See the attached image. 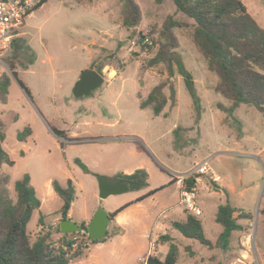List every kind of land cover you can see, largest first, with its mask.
Wrapping results in <instances>:
<instances>
[{"label": "rangeland", "instance_id": "obj_1", "mask_svg": "<svg viewBox=\"0 0 264 264\" xmlns=\"http://www.w3.org/2000/svg\"><path fill=\"white\" fill-rule=\"evenodd\" d=\"M134 1L142 13L134 38L131 30L120 26L121 0H44L24 19L22 34L0 56V76L5 74L10 82L14 80L8 67L9 63L14 64L17 78L27 91L13 82L7 102H0L5 133L1 146L14 162L11 167H0V172L9 176L8 193L14 197L13 183L27 174L39 197L48 179L65 186L72 176L68 170L72 167L78 187L71 206L72 221L78 224L86 208L97 205L109 210L103 201L95 200L89 180L77 176L82 166L105 178H109L108 171L113 168L120 172L145 169L150 189H163L146 200L144 207L150 213L163 207L169 209L158 216L154 222L157 228L152 229L148 240L140 230L132 233L134 245L122 257L111 258V264H144L151 255L162 259L167 245L160 244L158 238L164 234L179 247L177 264H264V223L257 215L264 193V156L257 159L240 151L242 148L246 151L243 153L253 154L264 146V118L247 105H240L231 114L219 108L229 107L230 102L213 90L216 77L206 69L191 40L193 21L178 12L171 1ZM240 2L257 25L264 28V0ZM168 16L185 24L173 31L177 52L192 75L199 98L198 116L175 70L169 79L175 90V104L168 102L157 117L149 108H139L140 99L151 88L168 81L162 65L147 66L156 48L142 43L144 37L153 40L151 31L161 28ZM131 41L136 42L134 47ZM88 69L102 75L103 83L89 96L74 98L72 87L80 73ZM164 93L169 95L167 87ZM26 127L31 130L30 138L18 142L16 134ZM57 131L64 132L69 140L57 137ZM205 160L221 187L216 193L213 185L208 190L202 184L198 186L196 202L202 215L197 218L206 238L214 244L221 230L214 223L218 200L225 204L228 198L231 206L252 216L243 221L245 231L233 232L227 253L185 239L171 227L172 222H182L186 216L175 176ZM120 198L112 196L107 200ZM61 205L62 200L54 195L32 213L27 224L31 239L35 237L39 214L45 215L44 222L49 224L56 218L52 212ZM132 215L142 219L143 214ZM113 226L110 221L107 231ZM49 231L55 233V229ZM59 237L60 233L52 238ZM67 239L91 244L84 233L69 234ZM101 246L94 244L92 248Z\"/></svg>", "mask_w": 264, "mask_h": 264}, {"label": "trees", "instance_id": "obj_2", "mask_svg": "<svg viewBox=\"0 0 264 264\" xmlns=\"http://www.w3.org/2000/svg\"><path fill=\"white\" fill-rule=\"evenodd\" d=\"M120 26L131 30L134 38L138 34L137 28L142 20V13L134 0H121ZM175 9L193 21L191 34L192 43L202 57L206 69L214 74L216 83L214 92L230 102L225 108L219 106L224 112L231 114L240 105L253 107L264 118V28L246 13L240 0H169ZM161 3L162 0H155ZM40 7V6H39ZM37 7L36 9H38ZM183 22L168 16L161 28L153 29L151 45L156 48L152 58L147 62L148 67L162 65L167 73L168 81L160 82L139 102L140 109L149 108L154 116H159L169 102L175 104V90L169 82L174 75V70L182 78L184 87L190 96L193 108L199 115V98L196 94L191 73L185 68L179 52L178 41L174 29L182 28ZM12 77L19 87L24 90V84L17 78L14 64H8ZM10 78L3 74L0 76V102L6 103ZM168 88L166 96L164 89ZM139 96V95H138ZM178 128L175 129L177 131ZM56 136L67 139L64 132H55ZM31 135L29 127L16 134L18 142H25ZM5 139L4 125L0 121V167H11L14 162L10 160L1 144ZM84 173H90L84 168ZM96 177V174H93ZM109 180L114 182H126L129 192H138L148 187V174L144 169H137L129 175L116 174ZM9 176L0 172V264H73L72 261L81 257L85 242L76 243L68 240L69 234H62L59 224L54 228L60 237L52 238V233L43 228V215L38 217V225L41 229L33 239L27 232V224L33 211L38 210L40 201L30 184V178L24 174L13 183L14 197L8 193L6 185ZM211 183H215L210 181ZM194 184L191 178L187 185ZM54 193L62 200V206L58 210L59 221L67 220V213L74 200V187L70 180L62 187L57 181L51 182ZM163 187L146 192L134 202H140ZM262 204L257 212L258 218L264 223V193ZM132 203L125 204L110 213V221L123 209ZM252 216L237 208L230 206L228 202L217 207L214 222L222 231L216 237L214 245L205 236L202 222L195 216L186 212L184 221L172 222L171 227L185 239L198 242L207 248L215 247L222 253L230 250V240L233 232H243L246 226L243 221H249ZM84 237L91 244L105 242L108 238L121 233L117 226L107 231L106 236L98 241L88 239L85 232V223L79 224ZM108 230V229H107ZM74 234V233H70ZM158 242L167 245V252L162 260L148 256L145 264H177L179 260V247L169 235L159 236ZM75 245L73 249L72 246Z\"/></svg>", "mask_w": 264, "mask_h": 264}, {"label": "crops", "instance_id": "obj_3", "mask_svg": "<svg viewBox=\"0 0 264 264\" xmlns=\"http://www.w3.org/2000/svg\"><path fill=\"white\" fill-rule=\"evenodd\" d=\"M22 34V31L19 33V35H21ZM18 35V36H19ZM17 37V36H16ZM15 37V38H16ZM14 38V39H15ZM13 39V40H14ZM13 40H11V42H10V45H9V48H8V50L11 48V46H12V42H13ZM7 50V51H8ZM5 53V52H4ZM112 74V73H111ZM13 82H15L16 84H17V82H16V80L14 79V80H11V82H10V85H9V87H8V91H9V89L11 88V85H13ZM18 85V84H17ZM18 87H19V85H18ZM20 88V87H19ZM21 89V88H20ZM22 90V89H21ZM6 102H7V100H6ZM155 117H157V116H155ZM263 125H264V123H263ZM70 135V137H74V136H76L75 134H69ZM31 136V135H30ZM30 136L27 138V139H29L30 138ZM26 139V140H27ZM233 150H237V149H233ZM238 150H240V149H238ZM241 154L242 155H247V156H250V157H254V158H257V159H259V157L260 156H264L262 153H264V146L262 147V148H258V149H256L255 151H253L254 153L253 154H245V153H243V152H246L245 151V149H242L241 148ZM205 161H207V160H205ZM67 166H68V164H67ZM84 168H86V167H84ZM84 168L83 169H81L79 172H77V173H79V174H77V176H81V177H83V178H85V179H88L89 180V185H90V189H91V191L93 192V196H94V198H95V200L97 199V200H99V201H103L106 205H108L109 206V210H107V211H105L107 214H110V213H112V212H114L116 209H118V208H120L121 206H123V205H125V204H128V203H132V202H134L138 197H140V196H142V195H144L146 192H148V191H150V190H153V189H150V187H149V182H148V187L146 188V189H144V190H142V191H138V192H128V193H134L135 195H133L132 197H128V196H126L127 195V193H125V194H122V195H117L118 197H122V198H120L119 200H116V201H112V200H107L108 198H106L105 200H100L99 198H98V190H97V183H96V180H95V177L93 176V174H96L95 173V171L93 170V169H91V168H87L88 169V171L90 172V173H84ZM69 173L72 175V176H70V177H68L67 178V180H70L71 182H72V185H73V187H74V191H75V193H76V190H77V179H76V175H75V169L74 168H72V167H69ZM135 170H137V169H132V170H130V171H123V172H120V171H117L116 169H110L109 171H108V173H109V178L108 179H110V178H112V177H114L116 174H119V173H121V174H125V175H129V174H131L133 171H135ZM145 170V169H144ZM146 171V170H145ZM147 172V171H146ZM148 174V173H147ZM23 176V175H22ZM21 176V177H22ZM20 177V178H21ZM217 177V176H216ZM30 178V177H29ZM148 178H149V176H148ZM18 180V179H17ZM217 180H218V177H217ZM53 180H50V179H48L47 180V182H46V187L44 186L43 187V190L41 191V193H40V196L38 197L37 196V191H36V189L32 186V184H31V179H30V184H31V186L33 187V189H34V191H35V195H36V197L38 198V200L40 201V207H39V209L41 208V206L43 205V203H44V201H45V203H46V201H47V199H49V198H52V197H54V195L55 196H57L55 193H54V191H53V189H52V186H51V182H52ZM205 182V183H204ZM203 185L202 186V188L203 189H205V190H208V186L209 185H213V186H215L217 189L215 190V191H213V192H219L220 190H221V187L217 184V181L213 184V183H211L209 180H207V179H202L201 180V182H200V185ZM62 186V185H61ZM65 186H66V184H65ZM65 186H62V187H65ZM162 190V189H161ZM213 192L211 193V194H209V195H212L213 194ZM157 193V192H156ZM156 193H154L152 196H150V197H148V198H146V199H144V200H142V201H140V202H136V203H132L131 205H129L128 207H126L125 209H123L121 212H119L114 218H113V223H114V225L115 226H117V227H119L120 228V230H121V233L120 234H118V235H115V236H113V237H111V238H108L105 242H100V243H96V244H99V245H102L100 248H96V249H94L93 250V245L94 244H89V245H87V248L86 249H84V251H83V254H82V256L81 257H79V258H77V259H75V260H73L72 261V263L73 264H111L110 263V261H111V258H113V257H115V256H117V257H122V255L125 253V251L126 250H128V248H131L133 245H134V243H135V241H134V239H133V237L131 236V234L132 233H136V231L137 230H140L139 232L141 233V234H143V235H145L146 236V238H147V240H148V238H149V233L152 231V229H156L157 228V226H156V224L154 223L156 220H158L159 218H158V216L161 214H165V212H167L168 211V209H169V207H163L162 209H159V211H156V212H154V213H150V210L149 209H147L146 207H144V202L146 201V200H149V199H152L155 195H156ZM219 196H221V194L219 195ZM58 197V196H57ZM110 197H112V196H110ZM74 199H75V195H74ZM218 202H219V205H221V200H218ZM226 202H228L229 203V201H228V198H227V200H226ZM73 203V202H72ZM72 203H71V206H72ZM218 205V206H219ZM62 206V205H61ZM71 206H70V209H69V211H68V213H67V219L68 220H70V221H72V210H71ZM217 206V207H218ZM231 206V205H230ZM233 207V206H232ZM234 208H236V207H234ZM38 209V210H39ZM59 209H60V207H59ZM58 209V210H59ZM96 209H97V205H93V207H91V208H86L84 211H83V213L80 215V218H79V223H78V225L79 224H81V223H85V224H87L89 221H90V219L92 218V216H93V214H94V212L96 211ZM238 209V208H237ZM58 210H56V211H54V212H52V213H54V214H56V218L52 221V222H50L49 224H46L45 222H44V219H43V228L44 229H46V230H48V229H54L55 227H56V223H58L59 224V214H57V212H58ZM201 210V209H200ZM216 210H217V208H216ZM240 210V209H239ZM34 212V211H33ZM138 213V212H140L141 214H143V215H141L142 216V219H136V218H134L133 217V215H132V213ZM39 215H41V214H39ZM201 215H202V212H201ZM200 215V216H201ZM45 216V215H44ZM164 216V215H163ZM165 217V216H164ZM199 217V216H198ZM215 217V216H214ZM200 220V219H199ZM201 221V220H200ZM37 222H38V220H37ZM73 222V221H72ZM146 222H149L150 224L148 225V224H146ZM158 222V221H157ZM215 223V222H214ZM77 224V223H76ZM216 224V223H215ZM218 225V224H217ZM203 227V226H202ZM130 230H129V229ZM41 229V226H37L36 227V230H35V235L37 234V232H39V230ZM222 231V228H221V230L219 231V233ZM232 235H233V233H232ZM232 235H231V238H232ZM53 236H57V234L56 233H54L53 235H52V237ZM148 243H149V241H148ZM162 245H166V244H162ZM214 245V244H213ZM147 248H148V245H147ZM148 250V249H147ZM167 252V251H166ZM147 253V251L141 256V257H139V259L138 260H140V258H142L145 254ZM148 257V256H147ZM146 257V258H147ZM165 257V256H164ZM163 257V258H164ZM146 258H145V260H146ZM162 258V259H163ZM157 259H159V260H162L161 258H158L157 257ZM144 264H145V261H144Z\"/></svg>", "mask_w": 264, "mask_h": 264}, {"label": "built area", "instance_id": "obj_4", "mask_svg": "<svg viewBox=\"0 0 264 264\" xmlns=\"http://www.w3.org/2000/svg\"><path fill=\"white\" fill-rule=\"evenodd\" d=\"M43 1L44 0H0V56L8 50L11 40L21 32L24 19L30 17L37 7H41ZM142 43L151 45V40H149L148 37H144ZM130 44L134 47L136 42L131 41ZM175 177L177 178L181 205L189 214L195 217L200 216L201 210L196 202L198 186L202 179L216 182L217 177L214 171L208 165L207 161H202L187 172ZM191 178L194 180V184L188 186L187 180ZM72 248L74 249L75 245H73ZM152 250L155 252L153 244ZM151 256L157 258L156 255Z\"/></svg>", "mask_w": 264, "mask_h": 264}, {"label": "water", "instance_id": "obj_5", "mask_svg": "<svg viewBox=\"0 0 264 264\" xmlns=\"http://www.w3.org/2000/svg\"><path fill=\"white\" fill-rule=\"evenodd\" d=\"M103 83V77L98 72L88 69L80 73L79 78L72 87V96L81 98L89 96L93 90L99 88ZM84 167L82 166L81 169ZM98 190V198L105 200L110 196L122 195L129 192L126 182H114L103 176L95 177ZM110 216L100 207H97L90 221L86 224L85 232L88 239L98 241L107 234ZM59 230L62 234H70L83 231L82 227L70 220H61Z\"/></svg>", "mask_w": 264, "mask_h": 264}]
</instances>
